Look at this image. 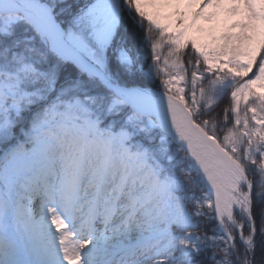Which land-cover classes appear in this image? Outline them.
I'll return each instance as SVG.
<instances>
[{"label": "snow or ice", "instance_id": "1", "mask_svg": "<svg viewBox=\"0 0 264 264\" xmlns=\"http://www.w3.org/2000/svg\"><path fill=\"white\" fill-rule=\"evenodd\" d=\"M0 264H264V0H0Z\"/></svg>", "mask_w": 264, "mask_h": 264}, {"label": "trees", "instance_id": "2", "mask_svg": "<svg viewBox=\"0 0 264 264\" xmlns=\"http://www.w3.org/2000/svg\"><path fill=\"white\" fill-rule=\"evenodd\" d=\"M230 103V101L228 100L227 97L223 98L221 101H220V105L219 107L217 108V111L218 112H222L223 108L228 106Z\"/></svg>", "mask_w": 264, "mask_h": 264}]
</instances>
